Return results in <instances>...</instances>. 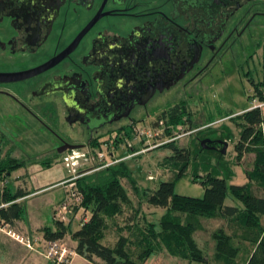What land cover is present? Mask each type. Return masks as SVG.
Instances as JSON below:
<instances>
[{"label": "flooded vegetation", "instance_id": "af4514ba", "mask_svg": "<svg viewBox=\"0 0 264 264\" xmlns=\"http://www.w3.org/2000/svg\"><path fill=\"white\" fill-rule=\"evenodd\" d=\"M262 17L264 0H0V73H32L4 77L0 94L56 140L58 155L108 144L149 118L164 125L179 94L234 61L244 38L259 44ZM258 54L249 58L263 78L252 85L264 82Z\"/></svg>", "mask_w": 264, "mask_h": 264}, {"label": "rangeland", "instance_id": "374dc122", "mask_svg": "<svg viewBox=\"0 0 264 264\" xmlns=\"http://www.w3.org/2000/svg\"><path fill=\"white\" fill-rule=\"evenodd\" d=\"M258 22L262 23L263 26H257L255 27L256 29L252 31L257 36L258 45L253 44L251 41L247 42L244 38L242 43L243 47H241L243 50L241 52L239 49L240 52H238L237 58L234 61L232 58H228V56L224 63L217 68L214 76L207 77L202 87L194 89L191 94H179L178 100H184L186 102V110L189 112L190 120H186L185 123L178 124L175 127L164 122V125L171 128V130L169 128L171 136L174 134L180 135L176 138L175 145L180 149H184L183 153L187 151L189 153V163L181 176L177 177V174L183 162L174 157V152L171 148L160 146L147 151L145 150L138 156L132 157L129 155L138 147L142 149L144 144H138L140 140H137L134 134L128 131L125 135L123 134L124 140H126L125 143L129 142V144L133 145L132 150H130L129 147H123L114 150L113 153L115 156L128 158L126 160L127 164L131 169L132 176L136 180V183L141 187L138 190L140 193L144 188L155 189L160 181L172 180L176 193L191 197H202L204 186L200 183V179H202L207 172H213L217 169H220L221 171L218 172H221L223 175L229 171L228 173H230L238 183L244 181L246 171H250L253 167L254 154L248 152L245 153L239 162L236 160L234 145L239 138L242 126L236 124L238 119L235 116L242 110L246 108L249 109L253 104L251 96L253 95L254 88L250 79L257 81L263 78L262 73H256L260 70L258 68L259 64L255 65V60L252 61L251 58H249V55L257 49L259 51L258 59L261 60L260 51L264 49V17L260 18ZM262 70L263 69H261V71ZM152 120V118L146 121L144 120V122L139 124L140 128L149 127L150 125L148 124L151 123ZM33 127V121L23 114L20 106L10 103L7 97L0 94V156L2 157L11 153L16 159L22 161L24 165L27 162L28 156L32 157L34 153L37 156L35 157L37 160L53 161L51 168L48 170H45L43 162H41V164L39 162L33 163V165L28 168V171L23 167L13 170L7 176V189L10 188L9 190L11 192L21 189L24 195H36L32 194L34 193L32 191L33 187L29 188L24 185L25 178L29 183L33 181L34 184L36 178L39 180L46 179L47 182L63 178V181L59 183L60 186L50 187L41 194L27 200L28 202L26 201L25 204L26 211L23 220L26 224L34 223L37 217L40 216V221L53 229L55 223L52 217L51 202H57L59 195H64V200L67 193L71 195V193L77 192L78 190L76 188L78 186L77 183H75L76 178L92 171L99 170L107 165L109 166L111 164L110 161L113 160L110 152L113 148L109 147L107 149L106 146L103 145L101 150L103 151L104 157L98 160L99 158H96L95 155L97 152L95 154L90 153V151H87V148L84 147L83 150L80 151L87 155L81 157L82 159L79 161L75 172L69 174L67 169L62 165V157L55 153L54 150H51L55 146L56 140L54 141L51 139L52 137L47 131L41 128L40 130H33ZM259 129L264 131V124L260 125ZM2 134L7 138L5 139L4 136H1ZM164 138L167 137L162 135L160 140H164ZM205 138L211 139L213 142H216L217 145H219V142H225L227 144L225 152L221 153L218 148H201L200 140ZM151 142L153 141H150V144ZM145 144L149 143L145 142ZM31 148L35 149L36 152H30L31 150L29 149ZM96 150H98V148ZM57 157L60 158L59 161L57 160L56 162L55 158ZM84 159H86V161ZM38 168H40L39 171L36 170ZM75 173H78L77 177L73 178ZM70 176L73 177L69 179ZM149 176L152 177V180H148ZM193 177H195V181L192 179ZM227 182L231 184L230 180ZM71 183L74 184L72 185ZM121 184L132 199V203L130 206L128 204H123L122 212L116 214L113 216V219H111L112 222L114 221L113 223H115V225L110 227L106 237V242L110 244L116 236L115 227L122 228L125 225L128 227L133 226L134 229L132 230H134L135 234L139 231L148 232L147 224L151 222L158 226V221L164 213V209L147 204L145 201H142V197L138 198L136 195H140V193H136V190H134L135 188L127 177L121 178ZM3 187L4 184H0V189ZM254 187H252L253 191H260ZM138 199L140 200L139 210H137L138 215L132 218L133 212L138 207ZM230 202L234 204V201H231L230 198L225 199V204H231ZM83 211L85 214L78 213V216H80L79 218H87L90 214L89 210L86 211L84 209ZM69 214L68 212L67 215ZM68 217L70 218V215ZM79 220L81 221V219ZM79 220L76 218L72 219L67 231L77 230L80 227ZM21 221L22 220H18V222L14 223V227L16 228L15 232L22 230L20 225ZM202 225L203 228L201 230H196L193 233L194 237L203 252L209 257V260L216 262L212 258L214 249L211 233L218 227H223L226 231H230V225L225 220L223 221L219 218L202 219ZM125 230L124 233L126 234ZM19 234L22 236L21 233ZM2 235L4 237H10L7 236V234ZM69 237L65 235L60 242L71 249L73 246L71 238ZM156 243L158 244L156 245V252L153 253L144 264H188L187 259L184 257L172 254L162 243ZM237 245H239L240 248L236 259L243 262L249 256V247L244 244ZM23 257L24 255L22 253L19 254L16 251L0 253V264H30L29 260L27 261L23 259ZM40 264L55 263L47 260V258H41ZM70 264L90 263L80 256L73 255ZM191 264L202 263L191 262Z\"/></svg>", "mask_w": 264, "mask_h": 264}, {"label": "trees", "instance_id": "16d2710c", "mask_svg": "<svg viewBox=\"0 0 264 264\" xmlns=\"http://www.w3.org/2000/svg\"><path fill=\"white\" fill-rule=\"evenodd\" d=\"M253 88L254 92L251 99L264 102V82L253 85ZM235 117L238 119L236 124L242 126L239 138L234 145L236 160L239 162L245 153L252 152L254 154L253 167L250 171H246L248 181L245 184H228L227 181L232 178V175L228 173L229 171L223 175L218 172L221 170L217 169L213 172H207L200 179V183L204 186L202 197L176 193L172 180L160 181L155 189L144 188L140 193L138 190L141 187L138 186L132 176L126 161L128 158L117 160L109 166L75 179L78 186L76 189L83 195L80 202H75L76 205L72 206V211L75 213L80 211V214H85L83 211L85 209L86 211L89 210L90 214L86 221H79L80 227L77 230L70 232L67 231L70 221L65 222L56 219L54 229L49 226L42 229L45 244L50 240H61L69 234L71 240L75 242V246L71 250L94 264H144L156 252V245H158L156 242L162 243L172 254L187 259L188 264L191 262L202 264H264V131L259 129V126L264 124V108L246 110ZM161 118L172 127L185 123L186 120H190L186 103L184 101L177 103L167 110ZM169 128L166 126L161 134L167 137L164 140H171L155 148L169 147L173 150L174 157L183 162L177 174L179 177L189 163V153L188 151L183 153L184 149L175 145L176 138H173L177 134L171 136V128L170 130ZM128 132L133 134V130ZM125 133H127L126 130H118L108 135L109 146L112 144L117 148L123 144V134L125 135ZM141 143L143 144L144 140L138 144ZM105 144L99 139H94L91 141V149L98 148L101 150ZM210 144L219 150L222 148L221 143L216 145V142L212 141ZM132 148L133 145L131 144L129 149L132 150ZM140 149L138 147L134 152H138ZM62 154L59 156L62 157ZM111 158L121 157L112 156ZM52 162L45 161V164L50 165ZM23 165L24 163L12 156L11 153L0 156V181L4 183L7 174ZM122 177H127L136 193H140V195H136L138 198L142 197V201L147 204L164 209V213L158 221V226L151 222L147 224L148 232L139 231L135 234L132 230L134 229L133 226L115 227L116 236L110 244L106 242V237L110 227L115 225L111 219L122 212L123 204L130 206L132 203V199L121 184ZM192 179L196 180L195 177ZM6 183L0 190V206L6 205V203L10 204L0 207V223L8 226L17 220H23L25 212L23 204L14 202L17 197L24 195L22 190L18 189L11 192L7 189ZM252 187L260 191H253ZM226 198H230L234 204H225ZM137 202L138 207L133 212L132 218L138 215L140 200L138 199ZM216 218L229 223L230 231L218 227L211 233L214 249L212 258L216 261L212 262L198 245L193 233L203 228L202 219ZM237 244H244L249 247V256L243 262L236 259L240 248ZM70 259L71 256H69L67 264H69ZM47 260L57 264L54 260Z\"/></svg>", "mask_w": 264, "mask_h": 264}, {"label": "built area", "instance_id": "2783aa9c", "mask_svg": "<svg viewBox=\"0 0 264 264\" xmlns=\"http://www.w3.org/2000/svg\"><path fill=\"white\" fill-rule=\"evenodd\" d=\"M254 108H264V102H257L256 99H253V104L251 107H249L248 110L254 109ZM164 125L162 124V122H159V126L157 128H134L133 130V134L134 137L137 138V140H144V143H149V144H145L144 148H142L141 150H139L138 152H133V154L131 153L129 156H133L137 153L143 152L147 149H152L155 148L161 144H163L164 142H168L171 139H166V140H160L161 139V132L164 129ZM185 134V133H183ZM180 135L175 136L173 139L177 138ZM158 140V141H157ZM126 140H124V143L119 145V147H115L114 145H110L109 144H105L106 148L108 149L109 147L113 148L110 152H111V157H118L115 156L113 151L116 149H120L123 147H131V144H129V142L125 143ZM150 141L151 142L150 144ZM156 141V142H155ZM87 151H90V153H96V158H99L98 160H101L104 155H103V151L102 150H96L95 149H91V147H86ZM80 150L83 149H79V148H72V149H68L66 150L63 154H62V163L64 165V167L67 169L69 174H73L77 168V165L79 164V161L82 159L81 157H85L87 154L81 152ZM99 152V153H98ZM93 154V155H94ZM98 156V157H97ZM127 157H121V158H116L113 159L111 162V164L117 160H122V159H126ZM86 161V159H84ZM108 166V165H107ZM78 173H75L74 177L70 176L69 179L71 177L75 178L77 177ZM149 179H152L151 176H149ZM72 185L74 183H71ZM82 199V194L81 192L77 191V192H73L71 193V195L67 194L65 199L60 203V205L58 206V208L56 209V215L58 217L59 220L61 221H65L68 222L70 221V219H68V212H72V206L74 204H76L75 202H80V200ZM3 206V205H1ZM0 206V207H1ZM76 214V213H75ZM72 217L73 219L76 218L77 220L81 219L80 222L82 221H86V218H79L80 216H78V214H76ZM0 230L5 232L6 234L10 235L11 237L15 238L16 240L20 241L21 243H24L27 247H31V242L30 239H28L27 237H22L17 235V233H15L14 231L10 230L8 228L7 225L1 224L0 223ZM74 254V252L68 248L67 246L63 245L60 240H50L46 243L45 245V250H44V257L50 260H54L57 264H67L69 261V256H72Z\"/></svg>", "mask_w": 264, "mask_h": 264}, {"label": "crops", "instance_id": "0c3cea01", "mask_svg": "<svg viewBox=\"0 0 264 264\" xmlns=\"http://www.w3.org/2000/svg\"><path fill=\"white\" fill-rule=\"evenodd\" d=\"M246 110H248V108H246V109H244V110H242L241 112H239V113H242L243 111H246ZM239 113H237V114H239ZM150 126L149 127H145V128H157V126L156 125H152V124H149ZM1 136H4L5 137V139L7 138L4 134H2ZM11 142V141H10ZM153 149V148H152ZM29 150H31L30 152H32V153H34V152H36L35 151V149H33V148H31V149H29ZM141 150V149H140ZM149 150V149H148ZM37 154H39V153H37ZM12 155V154H11ZM13 156V155H12ZM35 157H37L36 156V154L34 153V155H32V157H30V156H28V158H27V162L25 163V165H23L22 167L23 168H25L26 169V171H28V168H30L32 165H33V163H37V162H39L40 164H41V162H43L44 164L43 165H45V170H48V169H50L51 168V166H52V164H53V162H52V164H45V161L46 160H42V161H40V160H37ZM60 158V157H59ZM59 158L57 157V158H55L56 159V162H57V160L59 161ZM63 165V164H62ZM64 166V165H63ZM39 169L40 168H38V169H36L37 171H39ZM235 173V172H234ZM9 174H7V176H8ZM7 176H6V179H5V182L4 183H6L8 180H7ZM17 179V178H16ZM33 180H34V178H33ZM63 180V178H60V179H57V180H55V181H52V182H47L46 181V179H41V180H39V179H35V184L33 183V181H32V183H29L27 180H26V178H25V180H24V185L26 186V187H29V188H31V187H33V189H32V191L34 192V193H32V194H36V195H20L19 197H17V199L14 201V202H18V203H21V204H23L24 205V212L26 211V201L27 200H29V199H31V198H33V197H35V196H37V195H39V194H41L42 192H44L45 190H47V189H49L50 187H52V186H60L59 185V183L61 182ZM3 181H0V184H4V183H2ZM17 182V181H16ZM16 182H15V184H16ZM230 182H231V184H238V185H242V184H244V183H246L247 182V178L244 176V181L242 182V183H238L237 181H235V179H234V177H232L231 179H230ZM22 184V183H21ZM63 188V187H62ZM10 189V188H9ZM1 190V189H0ZM63 196L64 195H59L58 196V198H57V202H51V210H52V217H53V221H55L56 219H58V217H57V215H56V207L58 208V206L60 205V203L62 202V200H63ZM28 202V201H27ZM60 202V203H59ZM59 203V204H58ZM231 203V202H230ZM7 204H10V203H6V205L5 204H3V206H7ZM55 204V205H54ZM58 204V205H57ZM232 204V203H231ZM57 205V206H56ZM54 206V207H53ZM80 212V211H79ZM79 212H77L76 214H78ZM70 214V218L69 217H67L68 219H70V221H71V219H73L72 217L74 216V214H75V212L74 211H70L69 212ZM75 214V215H76ZM68 215V216H69ZM75 219V218H74ZM16 222H18V220L17 221H15V222H13V223H10V224H8V228L10 229V230H12V231H16L15 229V227H14V223H16ZM19 223H20V221H19ZM21 227H22V230L21 231H19V232H15V233H17V235H19V236H21L19 233H21L22 234V237L24 236V237H27L28 239H30V242H31V247L29 248V247H26L23 243H21L20 241H18V240H16L15 238H13V237H11L10 235H8L7 234V236H10V237H4L2 234H6V233H4L3 231H0V253H10V252H13V251H16L17 253H22L23 255H24V257H23V259H25V260H29V263L30 264H40L41 263V258L42 259H45V257H44V255H43V253H44V250H45V245L46 244H44L45 243V239H44V237H43V232H42V229L44 228V227H46L47 225L45 224H43L42 223V221H40V216H38L37 217V220L34 222V223H25V221L24 220H22L21 221ZM48 227V226H47ZM54 229V228H53ZM68 237H69V235H67ZM70 238V237H69ZM71 242H72V246L74 247L75 246V242L73 241V240H71ZM72 247V248H73ZM71 248V249H72ZM73 255H75V256H80V255H78V254H73ZM72 255V256H73ZM72 256H71V259H72ZM81 257V256H80ZM83 258V257H82ZM71 259H70V262H71ZM86 260V259H85ZM21 261V260H20ZM19 261V262H20ZM87 261V260H86ZM70 262H69V264H70ZM88 263H90V264H94V263H91V262H89V261H87ZM17 264H20V263H17Z\"/></svg>", "mask_w": 264, "mask_h": 264}, {"label": "water", "instance_id": "95a60500", "mask_svg": "<svg viewBox=\"0 0 264 264\" xmlns=\"http://www.w3.org/2000/svg\"><path fill=\"white\" fill-rule=\"evenodd\" d=\"M30 74H32L30 71L15 72V73H0V80H6L5 78H10L12 80H20V79H23V78L30 76ZM211 142H212V140L209 138L202 139V140H200V146H201V148H205V149L215 148L214 146L209 145V143H211ZM219 143L222 144V148L220 149V152L224 153L225 149L227 147V144L225 142H219ZM77 147H78V145H69L68 147L58 149V152L60 153L63 150H66L67 148L72 149V148H77Z\"/></svg>", "mask_w": 264, "mask_h": 264}]
</instances>
